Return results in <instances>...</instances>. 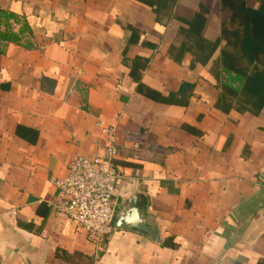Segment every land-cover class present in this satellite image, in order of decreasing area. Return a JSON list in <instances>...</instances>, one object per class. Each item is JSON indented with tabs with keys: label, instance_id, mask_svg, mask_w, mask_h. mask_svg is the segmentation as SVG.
Here are the masks:
<instances>
[{
	"label": "crops",
	"instance_id": "crops-1",
	"mask_svg": "<svg viewBox=\"0 0 264 264\" xmlns=\"http://www.w3.org/2000/svg\"><path fill=\"white\" fill-rule=\"evenodd\" d=\"M201 7L214 42L221 0H0V31L19 40H0V264H264V103L231 93L225 42L196 61L185 30ZM105 126L115 206L135 197L160 242L97 239L55 208L52 179L102 151Z\"/></svg>",
	"mask_w": 264,
	"mask_h": 264
},
{
	"label": "trees",
	"instance_id": "trees-1",
	"mask_svg": "<svg viewBox=\"0 0 264 264\" xmlns=\"http://www.w3.org/2000/svg\"><path fill=\"white\" fill-rule=\"evenodd\" d=\"M221 4L223 8L229 10L230 14L228 19L222 23L220 37L216 41H208L202 36V30L209 14L205 8H199L188 23V29L185 30L186 35L195 34L198 37L195 59L196 61L204 60L203 62L207 63L221 43L225 42L221 51L222 69L229 79L232 77L238 82L237 87L233 88L231 93L238 100L252 94L254 103L263 106L264 0H258L257 7L249 6L246 0H221ZM2 38L19 41L16 34L9 33V30L0 31V40ZM213 74L221 82L225 95L229 93L228 77L223 81L218 72H213ZM163 246L175 249L179 247L170 238L163 242ZM88 262V264H94V261Z\"/></svg>",
	"mask_w": 264,
	"mask_h": 264
},
{
	"label": "built area",
	"instance_id": "built-area-1",
	"mask_svg": "<svg viewBox=\"0 0 264 264\" xmlns=\"http://www.w3.org/2000/svg\"><path fill=\"white\" fill-rule=\"evenodd\" d=\"M103 131L108 135V143L102 151L93 158L77 157L66 177L52 179L60 197L55 208L97 239L115 230L114 196L124 178L115 164L114 127L105 126Z\"/></svg>",
	"mask_w": 264,
	"mask_h": 264
},
{
	"label": "water",
	"instance_id": "water-1",
	"mask_svg": "<svg viewBox=\"0 0 264 264\" xmlns=\"http://www.w3.org/2000/svg\"><path fill=\"white\" fill-rule=\"evenodd\" d=\"M261 178L264 181V172ZM114 227L116 230L140 229L147 232L153 240L161 241V234L156 219L142 212V209L137 206L135 197L115 206Z\"/></svg>",
	"mask_w": 264,
	"mask_h": 264
}]
</instances>
